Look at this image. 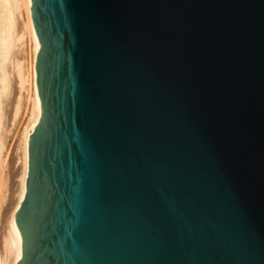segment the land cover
<instances>
[{
	"label": "water",
	"instance_id": "95a60500",
	"mask_svg": "<svg viewBox=\"0 0 264 264\" xmlns=\"http://www.w3.org/2000/svg\"><path fill=\"white\" fill-rule=\"evenodd\" d=\"M32 3L17 264H264V0Z\"/></svg>",
	"mask_w": 264,
	"mask_h": 264
},
{
	"label": "bare ground",
	"instance_id": "6f19581e",
	"mask_svg": "<svg viewBox=\"0 0 264 264\" xmlns=\"http://www.w3.org/2000/svg\"><path fill=\"white\" fill-rule=\"evenodd\" d=\"M8 1L10 0H0V168L4 170L10 164L12 171H15L12 174V203L6 212L8 220L0 233V264H17L21 258V239L14 224L15 213L26 190L29 140L32 129L37 126L42 114L36 82V63L41 45L32 19V0H20L25 18L22 20L23 27H20V32L17 31L13 42L4 20L5 2ZM9 64L13 65V74L17 77H14V82L17 83L14 91ZM11 90L14 97L5 114L3 96Z\"/></svg>",
	"mask_w": 264,
	"mask_h": 264
},
{
	"label": "rangeland",
	"instance_id": "374dc122",
	"mask_svg": "<svg viewBox=\"0 0 264 264\" xmlns=\"http://www.w3.org/2000/svg\"><path fill=\"white\" fill-rule=\"evenodd\" d=\"M5 9H6V12H5L4 20L7 23L11 39L14 42L18 34L17 31L20 32V30L22 29L20 27H23L21 25L23 24V21H24L23 19L25 18V14L23 11L24 9L22 7V2L20 0H10L8 2H5ZM10 64H13V62H11ZM10 64L9 66H12V67L8 66V68L10 70L9 72H10L11 78L13 79L12 89L14 91V87L17 86V83L14 82V80L17 77H16V74H13L14 72L13 65H10ZM13 91L11 90L7 92L6 94H4L3 96V111L5 114L7 113V110L12 104L11 102L13 101V97H14L12 95ZM6 124H7V121L5 120L4 127H6ZM4 134H5V129L2 132L3 137H4ZM14 171H12L10 164H7L4 170L0 168V233L2 230L1 228H3V226L7 223L6 221L8 220V216L6 215V212L10 204L12 203L11 189H12V179H13L12 174Z\"/></svg>",
	"mask_w": 264,
	"mask_h": 264
}]
</instances>
